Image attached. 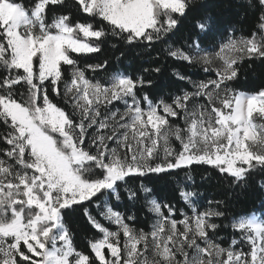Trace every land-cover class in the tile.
I'll return each instance as SVG.
<instances>
[{
    "label": "snow or ice",
    "instance_id": "snow-or-ice-1",
    "mask_svg": "<svg viewBox=\"0 0 264 264\" xmlns=\"http://www.w3.org/2000/svg\"><path fill=\"white\" fill-rule=\"evenodd\" d=\"M74 6L89 20L57 12L67 0H0V264H264V84L236 87L264 65V0H239L226 27L195 19L179 41L195 0ZM106 43L114 67H81ZM137 49L132 75L121 61ZM165 68L177 86L155 95ZM194 166L224 198L200 203ZM161 175L170 198L146 183ZM252 188L249 207L233 198ZM81 209L86 248L66 220Z\"/></svg>",
    "mask_w": 264,
    "mask_h": 264
},
{
    "label": "trees",
    "instance_id": "trees-1",
    "mask_svg": "<svg viewBox=\"0 0 264 264\" xmlns=\"http://www.w3.org/2000/svg\"><path fill=\"white\" fill-rule=\"evenodd\" d=\"M238 2L239 0H195V6L189 13L188 19L183 22L180 31L176 34L177 41H179L181 35L191 27V24L195 19H201L210 16L214 26L217 27H226L240 20L242 17L237 15L239 9L236 7ZM56 11L71 12L74 20H89L86 14L79 13L77 11V8L74 6V0H67V7L63 9L57 8ZM93 22L95 23V21ZM115 55H119V52H116ZM106 57L112 58L114 67L115 59L112 54V50L107 43L104 45V49L101 53L89 54V56H82L79 59L81 67H83L85 63H95L97 60H103ZM146 58L147 57L142 53V50H128L126 52L125 58L121 61V66L126 72L135 75L138 69L141 67L143 59ZM111 70L112 67L109 68V71ZM88 74L90 76L96 75L97 78L103 77L105 75L104 72H99L96 74L89 72ZM153 79L155 80V88L151 91L155 95L174 90V88L177 86L174 83V77L171 76L170 68H165L164 72L159 76L154 74ZM262 84H264V65L256 64L253 68H248L247 64H245L241 71L240 80L236 87L245 91H252ZM206 172L210 173V178L201 182V176H203ZM192 174L195 177L196 185L198 186L199 191L204 193L203 199L200 201L201 204H206L207 200L209 199L224 198L228 193V189H226L224 182L220 180L218 174L212 169L194 166ZM181 175H183V173H181ZM146 183H149L160 197H171L172 190L174 188L172 177L168 175H161L159 177L152 176L146 180ZM232 195L234 199H238L240 201L241 206L249 207L251 203L258 198L259 193L254 188L246 191L236 189L235 193ZM179 206L183 205H178V207ZM66 220L76 233L77 245L86 248L87 242L84 239L85 231L91 235L92 230L89 226H87L86 221L83 218L82 209L76 213H67ZM150 220L151 216L145 219L144 215L141 214V223L138 225V227H147Z\"/></svg>",
    "mask_w": 264,
    "mask_h": 264
}]
</instances>
